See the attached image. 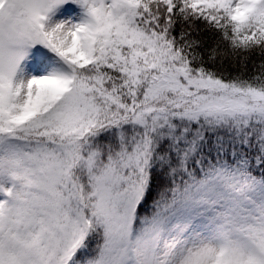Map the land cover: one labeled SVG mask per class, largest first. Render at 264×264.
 <instances>
[{"label": "snow or ice", "instance_id": "1", "mask_svg": "<svg viewBox=\"0 0 264 264\" xmlns=\"http://www.w3.org/2000/svg\"><path fill=\"white\" fill-rule=\"evenodd\" d=\"M0 264H264V0H0Z\"/></svg>", "mask_w": 264, "mask_h": 264}]
</instances>
